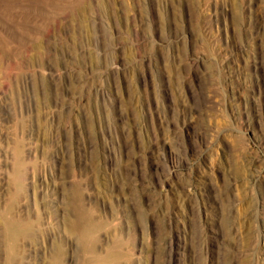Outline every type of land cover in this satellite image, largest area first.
Returning <instances> with one entry per match:
<instances>
[{"label":"rangeland","instance_id":"obj_1","mask_svg":"<svg viewBox=\"0 0 264 264\" xmlns=\"http://www.w3.org/2000/svg\"><path fill=\"white\" fill-rule=\"evenodd\" d=\"M0 214V264H264V0H0Z\"/></svg>","mask_w":264,"mask_h":264},{"label":"bare ground","instance_id":"obj_2","mask_svg":"<svg viewBox=\"0 0 264 264\" xmlns=\"http://www.w3.org/2000/svg\"><path fill=\"white\" fill-rule=\"evenodd\" d=\"M17 172V171H16ZM16 176H19L17 175L16 173ZM0 217H1V214H0ZM2 218V217H1ZM83 220V219H82ZM3 221V220H2ZM76 221V220H75ZM11 222V221H10ZM79 222V220H78ZM73 223V222H72ZM4 225V228L7 230V234H8V237L10 239V242L13 244L17 241V239L20 237V236H23V235H27L29 234L30 232V229L28 227H19V226H15L13 225V223H8V222H3L2 223ZM70 224V223H69ZM78 224V223H77ZM72 226V224H71ZM70 229V228H69ZM92 228V225L90 223H87L85 220L82 221L81 225L79 224L77 227H75V225L73 227H71L70 231L74 232L76 234V231H78L79 233H81L82 235H86L88 234V232L91 231ZM93 231V230H92ZM78 233V234H79ZM90 234V233H89ZM6 235V234H5ZM30 235V234H29ZM79 236V235H78ZM91 236V235H90ZM7 237V236H6ZM82 237V236H81ZM84 237V236H83ZM87 238V237H86ZM8 239V238H7ZM8 239V240H9ZM8 242V243H10ZM13 248V247H12ZM11 251V250H10ZM92 253V252H91ZM13 255V254H12ZM94 256V255H93ZM99 257V256H98ZM97 258V257H96ZM104 258V257H103ZM102 258V259H103ZM107 258V256L105 257ZM10 259V258H9ZM57 259V258H56ZM59 259V258H58ZM53 260L54 261V264H60L59 263V260ZM108 259V258H107ZM99 260H101V258H99ZM116 260V259H115ZM109 262V260H108ZM113 262V261H112ZM92 263V262H91ZM106 263V262H105ZM116 264V263H115Z\"/></svg>","mask_w":264,"mask_h":264}]
</instances>
